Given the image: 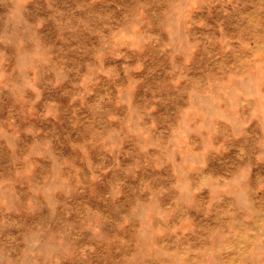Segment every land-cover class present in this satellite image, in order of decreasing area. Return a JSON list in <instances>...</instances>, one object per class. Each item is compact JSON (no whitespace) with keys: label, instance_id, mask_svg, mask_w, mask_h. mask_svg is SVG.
Masks as SVG:
<instances>
[{"label":"rangeland","instance_id":"1","mask_svg":"<svg viewBox=\"0 0 264 264\" xmlns=\"http://www.w3.org/2000/svg\"><path fill=\"white\" fill-rule=\"evenodd\" d=\"M0 264H264V0H0Z\"/></svg>","mask_w":264,"mask_h":264}]
</instances>
